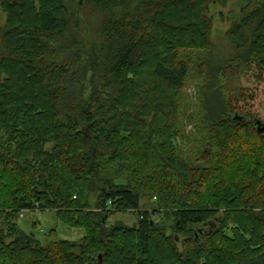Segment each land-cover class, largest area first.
<instances>
[{"label": "trees", "instance_id": "obj_1", "mask_svg": "<svg viewBox=\"0 0 264 264\" xmlns=\"http://www.w3.org/2000/svg\"><path fill=\"white\" fill-rule=\"evenodd\" d=\"M74 1L101 13L96 48L75 38ZM229 1L1 0L0 264H264V0H246L223 65L195 55ZM33 211L85 236L42 245L16 224ZM124 212L135 226L108 224Z\"/></svg>", "mask_w": 264, "mask_h": 264}, {"label": "rangeland", "instance_id": "obj_2", "mask_svg": "<svg viewBox=\"0 0 264 264\" xmlns=\"http://www.w3.org/2000/svg\"><path fill=\"white\" fill-rule=\"evenodd\" d=\"M1 3V0H0ZM246 5V0H230L225 6L213 3L210 6L209 17L212 21V30L210 33L211 48L206 51H198L195 55H200V61L206 66H218L224 64L226 60L231 58L236 52L232 40L228 36V32L239 23L242 13V8ZM70 12L74 14L71 16L72 23L75 20L77 26H75V38L77 41L83 42L85 49L89 46H95L99 43V22L101 20V13L90 6H78L77 1L69 4ZM74 19V20H73ZM6 25V14L0 7V29ZM87 47V48H86ZM199 61V62H200ZM201 64H193V72L191 77L183 91V103L188 107L185 110L184 118L182 119L183 132L182 135L189 141H181L178 139L177 143L185 151V155L189 158L193 157L194 153V139L192 134L194 133L195 119L193 123L188 121V117L191 115L194 117L197 113V100L196 93L198 88L203 86L205 81L198 75V66ZM199 66V67H200ZM205 68V65L201 67ZM205 71L207 69H204ZM207 72V71H206ZM244 85H252L251 78L244 81ZM89 91L85 92V95ZM258 114L260 116V122L264 124V90L260 94V105L258 108ZM156 200L145 199L141 208L151 209L155 207ZM160 224L167 226V234H170V221L167 219H156ZM116 222L122 223L128 227L135 226L137 223V216L132 212L116 213L108 220V224L112 225ZM17 227L24 234H33L36 240L42 245H47L55 241H68V242H81L85 236V232L82 229H74L63 223H61L52 211H33L24 212L22 216H19L16 221Z\"/></svg>", "mask_w": 264, "mask_h": 264}, {"label": "water", "instance_id": "obj_3", "mask_svg": "<svg viewBox=\"0 0 264 264\" xmlns=\"http://www.w3.org/2000/svg\"><path fill=\"white\" fill-rule=\"evenodd\" d=\"M234 121L240 123L242 121V118H240L238 115H235ZM255 127L258 133L260 134L264 133V124H262L260 121H257L255 123Z\"/></svg>", "mask_w": 264, "mask_h": 264}]
</instances>
